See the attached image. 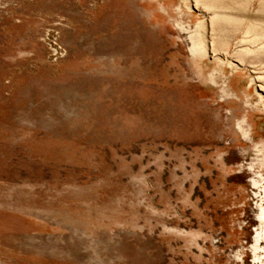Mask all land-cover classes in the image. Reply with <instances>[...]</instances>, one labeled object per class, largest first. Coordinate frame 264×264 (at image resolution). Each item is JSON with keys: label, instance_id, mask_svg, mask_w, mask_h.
<instances>
[{"label": "rangeland", "instance_id": "1", "mask_svg": "<svg viewBox=\"0 0 264 264\" xmlns=\"http://www.w3.org/2000/svg\"><path fill=\"white\" fill-rule=\"evenodd\" d=\"M262 210L264 0H0V264H264Z\"/></svg>", "mask_w": 264, "mask_h": 264}, {"label": "bare ground", "instance_id": "2", "mask_svg": "<svg viewBox=\"0 0 264 264\" xmlns=\"http://www.w3.org/2000/svg\"><path fill=\"white\" fill-rule=\"evenodd\" d=\"M196 32V31H195ZM198 34V33H197ZM192 38H196V36L195 35H192L191 36ZM201 38V37H200ZM197 45V44H196ZM194 47V46H193ZM261 218H264V210H262L261 211V213H260V215H259ZM259 238H260V236H259V234L258 235H256V238L255 239H253V240H259ZM254 242V241H253ZM258 243V242H257ZM257 245V244H256ZM260 245V244H259ZM253 247V246H252ZM260 248V247H259Z\"/></svg>", "mask_w": 264, "mask_h": 264}]
</instances>
